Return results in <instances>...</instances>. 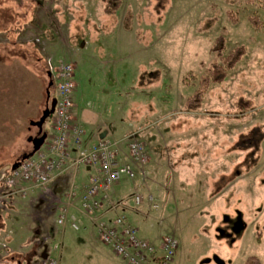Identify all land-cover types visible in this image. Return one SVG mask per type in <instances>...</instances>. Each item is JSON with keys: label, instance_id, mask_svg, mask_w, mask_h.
Returning <instances> with one entry per match:
<instances>
[{"label": "rangeland", "instance_id": "rangeland-1", "mask_svg": "<svg viewBox=\"0 0 264 264\" xmlns=\"http://www.w3.org/2000/svg\"><path fill=\"white\" fill-rule=\"evenodd\" d=\"M219 36L224 56L238 46L246 53L224 82L210 85L202 106L189 110L199 79L221 62L212 51ZM62 60L76 67L74 99L86 132L91 122L96 129L112 125L107 138L135 133L147 144L144 180L136 178L137 189L126 176L120 182L121 190L144 198L140 206L131 199L140 210L132 217L139 235L155 245L174 236L171 264H246L251 257L264 264V136L256 151L237 147L243 135L264 132V7L246 0H122L108 14L101 0H0V174L33 150L29 138L37 128L30 122L46 108L48 88L51 99L59 97L53 66ZM240 97L252 106L239 109ZM43 128L51 132L50 118ZM2 185L10 201L17 186ZM58 185L50 196L35 190L23 198L26 216L19 217L0 193V264H45L41 235L54 233L37 219L56 220ZM77 223L79 230L56 223L50 256L60 264H127Z\"/></svg>", "mask_w": 264, "mask_h": 264}, {"label": "built area", "instance_id": "built-area-1", "mask_svg": "<svg viewBox=\"0 0 264 264\" xmlns=\"http://www.w3.org/2000/svg\"><path fill=\"white\" fill-rule=\"evenodd\" d=\"M53 67L59 97L50 120L51 132L33 156L23 160L18 168L11 171L8 185L13 188L15 183L17 188L8 194L25 197L37 190L50 196L52 188L59 182L55 191H59L61 196L54 198L58 207L57 224L65 226L70 221L73 229H80L77 219L70 218V207L79 197L80 212L94 222L98 239L127 264H171L178 250V241L174 236L167 235L160 245H155L139 235L138 228L124 215L105 220L99 212L106 208L105 204L109 209L123 205L122 201L113 198L112 189L120 184L124 176L129 179L139 176L144 180V166L150 159L146 142L135 133H130L120 139H102L85 146L86 131L75 113L76 67L64 60ZM81 166L91 168L93 173L88 176L79 194L77 174ZM70 174L72 178L63 186L66 181L64 177ZM133 197L137 206L143 203L141 194L135 193ZM42 198L49 199L47 196ZM148 199L152 207H159L152 195ZM52 235L47 230L41 235L43 251L47 254L44 263L60 264L56 256L49 255L48 245ZM58 249L59 244L55 243L53 250Z\"/></svg>", "mask_w": 264, "mask_h": 264}, {"label": "crops", "instance_id": "crops-1", "mask_svg": "<svg viewBox=\"0 0 264 264\" xmlns=\"http://www.w3.org/2000/svg\"><path fill=\"white\" fill-rule=\"evenodd\" d=\"M76 117L83 124L84 128H86L85 127L86 125L83 123L84 121H82V119H80L79 113L77 111V107H76ZM107 127H108V130H106L105 128L96 129L95 128V125L92 124V122H91L90 132L88 133V131H87L86 134H85V136H84V145L85 146H91V145L97 143L98 141H100L102 139H119V138H107L106 137L107 136L106 133L107 132L112 133V131L114 130L112 128L113 127L112 125L111 126L110 125L109 126L107 125ZM122 137H120V138H122ZM91 173H93V170L91 168L87 167V166H81L79 168V171H78V174H77V183H78V192H79V194L81 193V191L83 189V185L86 183L87 178H88V176ZM3 175H5L6 178H2ZM10 178H11V169L8 172H2L0 174V193L4 194L3 197L7 201L6 203L8 205L12 203L10 205L11 207H13L12 209H10L12 212H15V214L18 217L19 216H23V215L26 216L25 213L20 212L22 210V205L25 204V202H24L25 199L23 200V198H26L27 196H29L27 199L28 200L29 199H32L35 196L36 192L35 191H31L25 197H23V196H21L19 194H16L14 196L15 198L12 197V199L10 198V201H9V196L6 194L7 193V190H5V188L3 186L4 183L2 185V182L7 181V180H10ZM138 183H139L138 179H135L134 180V184H135L136 189L139 186ZM134 194L135 193H129V194H127L125 191H123V190L120 189V184H118L112 190V196L117 201L123 200L122 201L123 205L120 206V207H118V208H115V209H109L108 205L105 204L106 208L104 210L99 211V212L102 213V215H103V217H104L105 220H112L116 216L122 214L130 222H132V217L133 216L140 215V210L138 208H137L138 209L137 210L136 207L131 204V199L134 198L133 197ZM18 196H20V197H18ZM14 206H16L17 209L14 208ZM14 217H16V216H14ZM71 217H75L77 219V221L79 220V221H81V223L83 222V227H84L85 230H87V229L89 230L90 229L89 230L90 231L89 232V237L91 238V241L92 242H94V240H98L99 241L98 235H97V229H96V226H95L94 222H92L91 220H89L86 216H84L80 212V199H79V197L77 198V200L74 201L73 205L70 207V218ZM4 220H5L4 219V216L2 217V214H0V222H1V224H0V233L3 232V228H4V224H5ZM37 220H39V225L40 226H43L44 228H47V229L49 228L48 230L49 231H53L52 233H54L53 235H55V233H56V221L54 220V218L53 219H50V220L45 219L44 222H41V221L44 220L42 217L39 218V219H37ZM20 225H22V224L20 223ZM12 231H13V238L15 240H19V236L17 237V235H16L17 231H15V229H13ZM100 252H106V251H105V249H101Z\"/></svg>", "mask_w": 264, "mask_h": 264}, {"label": "trees", "instance_id": "trees-1", "mask_svg": "<svg viewBox=\"0 0 264 264\" xmlns=\"http://www.w3.org/2000/svg\"><path fill=\"white\" fill-rule=\"evenodd\" d=\"M104 4V11L108 14H113L118 11L122 4V0H101ZM247 3L257 4L264 7V0H246ZM229 17H233L232 14H229ZM234 22H237L236 18L233 17ZM251 23L256 28H261V22L257 16H253L250 19ZM225 38L219 36L212 45L213 53L218 56L220 63L215 62L212 64V67L208 70V73L199 79L198 88L195 90L193 95L189 97L186 102V107L189 110H196L202 106L203 98L207 93L211 84H219L225 81L229 72L233 70L238 63L244 57L246 50L244 46H238L234 48L227 56H224L225 51ZM196 79L195 77H193ZM253 102L250 99L240 97L237 101V107L243 111L249 109L252 106ZM264 136V132L260 130L252 131L249 134L243 135L239 140L237 147L241 149L253 148L254 151L259 149L261 139ZM254 151L249 154L247 161L249 160L250 165H255L257 160L254 157ZM22 156L17 158V161H21ZM251 166V167H252ZM246 264H260L257 258L251 257L247 259Z\"/></svg>", "mask_w": 264, "mask_h": 264}, {"label": "water", "instance_id": "water-1", "mask_svg": "<svg viewBox=\"0 0 264 264\" xmlns=\"http://www.w3.org/2000/svg\"><path fill=\"white\" fill-rule=\"evenodd\" d=\"M49 76H51V74H49ZM52 85H53V81L51 80L50 86H52ZM47 90H48L47 91L48 95H47V106H46V108L43 110L42 115L40 116L39 119L32 120L30 122L31 126H35L39 129L40 134H42V132H43V129H44L43 126H44L45 121L53 115V113L55 111V106L57 103V98L51 99L49 88ZM49 101H50V103H49ZM46 137H47V133H43L40 137H33V136L30 137L29 141L32 142V144H33V150L30 153L23 155L21 161L33 156L35 154V152H37L40 149V147L44 143ZM21 161L15 162L11 166V168L16 169L19 166V164L21 163ZM242 226H243V224L241 222H238L236 225V229L240 230L242 228ZM44 257H46V254L44 255ZM217 264H223V262L218 260Z\"/></svg>", "mask_w": 264, "mask_h": 264}, {"label": "flooded vegetation", "instance_id": "flooded-vegetation-1", "mask_svg": "<svg viewBox=\"0 0 264 264\" xmlns=\"http://www.w3.org/2000/svg\"><path fill=\"white\" fill-rule=\"evenodd\" d=\"M33 127H35V126H33ZM36 128H37V127H36ZM43 133H47L45 129H43L42 134H43ZM42 134L39 133V129L37 128V132H36L35 135H33V137H40Z\"/></svg>", "mask_w": 264, "mask_h": 264}]
</instances>
